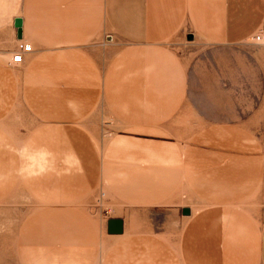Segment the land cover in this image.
Returning a JSON list of instances; mask_svg holds the SVG:
<instances>
[{"label":"crops","instance_id":"0c3cea01","mask_svg":"<svg viewBox=\"0 0 264 264\" xmlns=\"http://www.w3.org/2000/svg\"><path fill=\"white\" fill-rule=\"evenodd\" d=\"M14 1L0 0V160L17 162L25 192L58 209L107 191L124 231L110 234L107 219L116 242L96 252L100 264H264V144L221 137L200 148L188 199L185 146L156 165L153 144L93 132L108 110L116 128H152L156 98L186 95L178 52L188 47L240 49L232 63L243 74L258 65L264 80V45L252 40L264 0ZM162 203L168 234L154 227Z\"/></svg>","mask_w":264,"mask_h":264},{"label":"rangeland","instance_id":"374dc122","mask_svg":"<svg viewBox=\"0 0 264 264\" xmlns=\"http://www.w3.org/2000/svg\"><path fill=\"white\" fill-rule=\"evenodd\" d=\"M14 2L22 5L23 0ZM241 53L240 49L225 47L180 50L178 54L186 59V95L156 98L152 128H116L108 110V120L102 128H92L93 132L102 141L111 136L137 137L140 147L146 149L153 144L156 165L168 149L178 154V145L185 146L188 199L194 197V186L200 183L194 176L196 167H200L196 161L200 148L210 150L212 140L221 137L249 139L252 149L264 144V80L258 65L255 72L243 74L242 65L232 63V58ZM166 111L170 114L162 119ZM127 151L122 153L126 155ZM16 165V161L0 160V264H84L82 241L90 244L91 264H100L103 257L94 256L96 252L102 254L116 242L106 235V221L115 215L112 200L104 196L107 191L93 202L47 208L25 192ZM164 205L154 208L160 223L154 227L168 234L172 225L164 219Z\"/></svg>","mask_w":264,"mask_h":264},{"label":"water","instance_id":"95a60500","mask_svg":"<svg viewBox=\"0 0 264 264\" xmlns=\"http://www.w3.org/2000/svg\"><path fill=\"white\" fill-rule=\"evenodd\" d=\"M22 26H23V21L21 18H16L15 19V27L17 28L18 32V37H21L22 35ZM189 39H192V36H189ZM183 213L185 215L190 214V210L188 208L183 210ZM124 231V222L122 219L118 218H111L108 220V232L110 234H121Z\"/></svg>","mask_w":264,"mask_h":264},{"label":"built area","instance_id":"2783aa9c","mask_svg":"<svg viewBox=\"0 0 264 264\" xmlns=\"http://www.w3.org/2000/svg\"><path fill=\"white\" fill-rule=\"evenodd\" d=\"M252 40L258 44H263L264 45V29L256 32L254 36L252 37ZM31 49L30 45H25L23 47L24 51H29ZM22 60V55L18 54L13 57L14 62H20Z\"/></svg>","mask_w":264,"mask_h":264}]
</instances>
